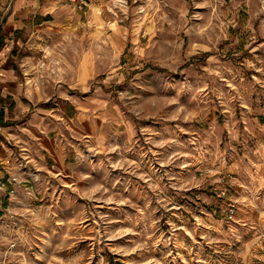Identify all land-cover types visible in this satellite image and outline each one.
Returning a JSON list of instances; mask_svg holds the SVG:
<instances>
[{
    "label": "rangeland",
    "instance_id": "374dc122",
    "mask_svg": "<svg viewBox=\"0 0 264 264\" xmlns=\"http://www.w3.org/2000/svg\"><path fill=\"white\" fill-rule=\"evenodd\" d=\"M11 1L54 121L6 143L0 264H264V0H62L7 32Z\"/></svg>",
    "mask_w": 264,
    "mask_h": 264
},
{
    "label": "crops",
    "instance_id": "0c3cea01",
    "mask_svg": "<svg viewBox=\"0 0 264 264\" xmlns=\"http://www.w3.org/2000/svg\"><path fill=\"white\" fill-rule=\"evenodd\" d=\"M61 1L12 0L11 8L13 14L16 15L17 12L21 11L28 16L17 18L13 15L6 23L8 26L6 31H15L17 25H41L50 22L54 9ZM1 39L6 43L0 45V122L2 123L0 125V159L7 160L12 167L15 164V159L6 143L11 141L25 148L28 138L35 137L39 139L42 147H45L46 144V148L50 150L52 145L50 142L46 143L47 140L45 139L48 136L46 133L47 128H45L47 123L45 122H53L54 120L52 117L47 118L46 115L38 111L30 112L34 104L26 98L27 94L24 93V90H26V84L23 81L25 69L14 58V53L18 52V44L16 39L7 37V33L3 34L0 41ZM25 99H27V102ZM70 105H68L70 112L68 113L65 108L63 114L64 119L68 121L72 120L70 117L72 114ZM9 110L10 114H8ZM50 127L49 125L48 129ZM53 151L56 150L53 149Z\"/></svg>",
    "mask_w": 264,
    "mask_h": 264
},
{
    "label": "built area",
    "instance_id": "2783aa9c",
    "mask_svg": "<svg viewBox=\"0 0 264 264\" xmlns=\"http://www.w3.org/2000/svg\"><path fill=\"white\" fill-rule=\"evenodd\" d=\"M87 1V0H86Z\"/></svg>",
    "mask_w": 264,
    "mask_h": 264
}]
</instances>
